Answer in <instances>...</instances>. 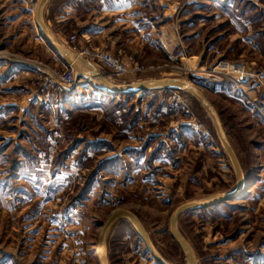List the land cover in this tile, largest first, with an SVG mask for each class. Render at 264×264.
<instances>
[{
    "label": "rangeland",
    "instance_id": "1",
    "mask_svg": "<svg viewBox=\"0 0 264 264\" xmlns=\"http://www.w3.org/2000/svg\"><path fill=\"white\" fill-rule=\"evenodd\" d=\"M39 1L0 0V264H101L102 229L117 210L141 220L167 263L188 264L175 211L238 184L212 117L182 88L113 93L78 74L61 84L67 64L38 34ZM134 2L130 32L101 15L100 0H51L45 19L89 72L117 84L186 80L202 93L245 189L186 211L179 230L197 264H264V0ZM89 23L110 38L86 35ZM82 51L108 52L129 72ZM103 246L107 264H159L127 218Z\"/></svg>",
    "mask_w": 264,
    "mask_h": 264
},
{
    "label": "water",
    "instance_id": "2",
    "mask_svg": "<svg viewBox=\"0 0 264 264\" xmlns=\"http://www.w3.org/2000/svg\"><path fill=\"white\" fill-rule=\"evenodd\" d=\"M49 0H40L38 7H37V21H38V27L39 31L42 33L44 39L50 44V46L57 51L63 58L64 62L72 66L78 76H87L92 79H98L103 86H105L109 91L113 93H126V92H132V91H145V90H153V89H162V88H182L188 90L193 96H195L201 103L202 105L206 108L210 116L212 117L214 124L217 129V133L228 151L233 165L236 170V175H237V180L238 184L237 187L234 191L225 194V195H220L217 196L213 199H210L208 201H203V202H189L186 203L182 206H180L174 213L172 220H171V232L175 238V240L179 243L183 251L185 252L187 259H188V264H197L196 257L194 255L193 249L189 243V241L186 239V237L182 234V232L179 230L178 227V222L183 213H185L188 210L195 209V208H206V207H211L218 205L220 203L235 199L239 197L242 192L245 189V178L244 174L239 162V159L233 149V147L230 145L229 141L225 137L223 130L221 128V124L219 122V119L217 116L213 115L211 111V105L208 103L207 99L194 87L189 86L188 84H185L182 80L180 79H175V78H166V79H159V80H151V81H143V82H138V83H130V84H117L114 82H110L107 79V76L102 74L101 72L95 70V71H86L83 69L77 61L74 59V53L63 46H61L57 41H55L49 30L48 27L44 21V10L48 4ZM121 218H127L129 219L136 229L138 230L140 236L144 240V242L147 244L153 255L155 256L156 260L158 261L159 264H168L165 260L159 256L157 253V250L155 249L151 238L149 236V233L147 232L145 226L141 222V220L131 211L128 210H117L114 211L111 216L109 217L108 221L104 225L102 229V233L100 236V241H99V246H103L105 242L106 235L110 229V227L119 219Z\"/></svg>",
    "mask_w": 264,
    "mask_h": 264
},
{
    "label": "crops",
    "instance_id": "3",
    "mask_svg": "<svg viewBox=\"0 0 264 264\" xmlns=\"http://www.w3.org/2000/svg\"><path fill=\"white\" fill-rule=\"evenodd\" d=\"M50 2H51V0L48 2L47 6L44 10V21L48 27V30H49L51 36L56 40L55 36L53 35V33L51 31L50 26L47 24V21L45 19V13H46L47 7L49 6ZM135 4L136 3L134 2V0H100V13L102 16L106 15L109 18H114L116 25H121V26L127 25L126 28H122V30L125 29V30H128L130 32V30L132 29V28H130V25H134L135 20L137 18V16L134 14ZM67 10H68L69 15L71 14V12L75 13V9L73 10V6H69V8ZM95 12H97V10H95ZM68 18H70V17H68ZM35 19H36V26H37L38 34H40L43 37L42 33L39 31L37 18L35 17ZM89 24L90 25H88L87 28L85 29L86 35L91 36V37L101 36L104 39L110 38V36H111L110 31H108L104 27H101L99 29H95V28H92V25H93L92 23H89ZM47 50H50V49H47ZM50 51H52V50H50ZM53 52H54V50H53ZM52 54H55L53 56L57 57L56 54H59V53L55 52ZM58 56H61V55L59 54ZM61 59L63 60L62 57H61ZM57 60L60 61V59L58 57H57Z\"/></svg>",
    "mask_w": 264,
    "mask_h": 264
},
{
    "label": "built area",
    "instance_id": "4",
    "mask_svg": "<svg viewBox=\"0 0 264 264\" xmlns=\"http://www.w3.org/2000/svg\"><path fill=\"white\" fill-rule=\"evenodd\" d=\"M81 56L88 59H94L97 58L99 61H101L106 66L114 69V72L117 73V75L122 76L124 74H127L129 70L123 63L120 62L119 58L113 56L112 54L105 52V51H82L79 52ZM136 69H139L137 67ZM59 82L64 85H73L75 83L77 72L72 67L67 65L66 70L63 74H56Z\"/></svg>",
    "mask_w": 264,
    "mask_h": 264
},
{
    "label": "bare ground",
    "instance_id": "5",
    "mask_svg": "<svg viewBox=\"0 0 264 264\" xmlns=\"http://www.w3.org/2000/svg\"><path fill=\"white\" fill-rule=\"evenodd\" d=\"M37 7H38V5H37ZM36 18H37V13H36ZM53 38V37H52ZM54 39V38H53ZM55 40V39H54ZM56 41V40H55ZM58 43V42H57ZM60 44V43H59ZM61 45V44H60ZM61 46H63V45H61ZM64 47V46H63ZM65 48V47H64ZM67 49V48H66ZM74 59H75V61H77V63L82 67V63L81 62H83V61H81L80 60V56L79 55H74ZM85 62V61H84ZM88 62H86V64H87ZM87 67V66H86ZM85 67V69H87ZM95 67V66H94ZM87 71V70H86ZM107 79L110 81V82H114V79H112L110 76H107ZM185 84H188L189 86H191V87H194V88H196L191 82H189V81H186V80H182ZM197 89V88H196ZM202 94V93H201ZM211 107V111L213 112L212 114L213 115H215V116H217L216 115V112H215V110L213 109V107L212 106H210ZM217 197V196H216ZM208 200H210V199H208ZM208 200H205V201H208ZM198 202H203V201H198ZM158 253V252H157ZM159 254V253H158ZM96 255L98 256V258L100 259V262H101V264H107L106 263V249H105V246H98L97 247V250H96ZM159 256H160V254H159ZM162 258V257H161ZM163 259V258H162ZM164 260V259H163ZM169 264V263H168Z\"/></svg>",
    "mask_w": 264,
    "mask_h": 264
}]
</instances>
